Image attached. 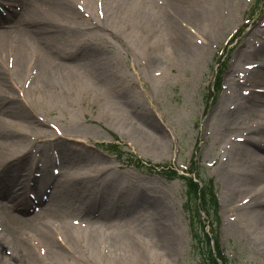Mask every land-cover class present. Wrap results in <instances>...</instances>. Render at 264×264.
<instances>
[{
  "label": "rangeland",
  "instance_id": "1",
  "mask_svg": "<svg viewBox=\"0 0 264 264\" xmlns=\"http://www.w3.org/2000/svg\"><path fill=\"white\" fill-rule=\"evenodd\" d=\"M126 1L127 7L118 4L117 8L110 7V14L105 11L98 14L95 8L88 10L76 4L79 0H52L55 8L69 5L80 13L83 21L74 46L53 43L57 29L67 33L73 27L65 19L56 23L55 30L47 29L46 22L42 23L41 34L34 35L51 47L50 68L65 71L63 79L51 78L43 85L32 83L31 68L21 77L9 66L13 59L8 54L0 61V76L8 79L9 86L13 87L8 94L0 92L1 151L5 149L3 153L11 165L19 152L20 155L27 150L33 160V171L41 166L47 176L51 175L53 166L52 151L60 155L61 166L81 163L84 168L96 167L94 171H83L86 175L83 179H71L63 195L52 190L56 199L66 200L58 204L64 218L59 220L61 224L66 226L64 222L70 218L86 216L92 223L107 225L93 228L106 229L112 236L106 247L102 246L106 244L103 241L92 254L86 242L76 243L77 247L68 241L62 225H49L50 232L56 234L54 241L59 250L70 257L68 264L72 261L80 264L205 263L192 250L196 243V252L200 251L203 243L191 237L185 183L180 177L170 179L159 173L161 166L166 165V170L182 175L191 162L195 163L193 172L198 177L213 182L218 199L215 217L219 224L214 239L229 259L228 264H264V228L256 226L257 213L243 215L229 199L231 194L241 200L251 193L246 191L243 180H238L252 173L250 163L241 162V171L234 178L231 174L236 172L238 164L235 151L232 146L224 151L230 147L231 138H246L244 123L254 126L264 123L261 119L264 112L253 118L254 112L240 113L246 110L242 107L244 103L225 98L232 94L230 85L235 83L237 94L251 101L252 94L245 96L248 91L245 89L251 83L235 82L231 67L238 62L236 56L246 44L251 55L254 42L262 43L261 32L257 38L252 34L255 29L260 30L256 18L264 12V0H222L218 14L214 12L200 26L190 25L184 12L182 17L187 22L181 20L189 24L187 27L193 33L178 20L176 24L192 37L193 50L176 55L166 47L162 27L156 21L141 20V11L144 14L148 11L150 1L163 7L164 0ZM25 4V0H17L13 8ZM13 20L4 26L10 27ZM222 56L225 74L221 88L216 91L213 81ZM243 61L248 64L257 60ZM242 66L239 63L236 72H242ZM260 79H254V89L264 93ZM30 81L32 87L28 84ZM222 99L230 112L227 120L222 119L225 107H217ZM13 100L19 103L21 113L16 112V116L9 112ZM239 107L242 108L238 110ZM218 130L229 133L225 141L214 138ZM15 137L28 142L18 152L9 147ZM263 138L262 132L260 139ZM111 144L120 148L123 157L117 158L106 149ZM221 164L227 165L224 171L220 170ZM156 166L159 167L151 168ZM24 174L26 181L27 172ZM11 175L20 176L22 171L14 170ZM2 181L6 183L0 174ZM5 200L0 197V204L12 209ZM3 211L0 210V218ZM6 225L7 222L0 220V237L4 240L0 245V264H17L6 238ZM41 228L43 225L36 226L32 232L36 262L26 261V264H56L46 257L49 246L40 241L37 230ZM29 231L32 230L23 228L20 234L23 236ZM163 232L167 234L166 239ZM136 250L141 254L134 256Z\"/></svg>",
  "mask_w": 264,
  "mask_h": 264
},
{
  "label": "bare ground",
  "instance_id": "2",
  "mask_svg": "<svg viewBox=\"0 0 264 264\" xmlns=\"http://www.w3.org/2000/svg\"><path fill=\"white\" fill-rule=\"evenodd\" d=\"M2 1L10 5L7 8L6 16L0 14V24L9 23L8 21L12 19L14 20L12 21V24L9 25L10 27H1V30L3 31L0 35V61L8 54L13 59L9 66L15 69L21 77H23L31 68L30 76L33 78L32 83L38 82L40 85H43L51 78L63 79L65 77V71L58 72L50 68L49 56H52L51 47L46 46L42 40L36 38L34 35L38 33L41 34L43 29V27H41L42 23L46 22L45 27L47 29L55 30L56 23L65 19L73 27L67 33L57 29L53 43L56 45L70 43L74 46L75 42L80 37L78 32L83 23L80 19V13L71 9V7L66 4L62 8H55L52 4V0H25L26 4L21 7L20 12H16L14 8H12L11 3L17 0ZM220 3H222V0H164V4H162L163 7H158L150 1L148 11L145 14L141 11L143 14L141 20L142 22L156 21V24L162 27L164 36L167 38L165 45L173 55L178 53L189 54L193 50L191 45L192 37L183 28H180V26L176 24L177 20L182 27H186L189 24L200 26L207 23L214 12L218 14ZM76 4L86 7L88 10H93V8H95V11L98 14H104V11L106 14H110V7L115 6L117 8L118 4L126 7L129 6V3L126 0H79ZM231 7L233 9L234 7L236 8V6L232 5ZM78 8L83 12L79 6ZM184 12H186V14H184ZM113 14H116V12ZM183 14L188 20L190 19V23L188 22L189 24L183 19ZM181 19L186 22H183ZM215 20L216 19L212 22L214 23ZM30 28L32 29L30 30ZM255 31L256 32L252 34V37L257 38L260 30L255 29ZM262 36H264V29L261 31L262 43H260V41L254 42V46H251V55L249 53L250 47L248 44L238 52L236 56L238 62L231 67V70L234 73L233 77L246 81L250 80L252 84L255 83L254 79L256 77H261L260 81H263L262 83H264V45H262L264 44V40L262 39ZM36 50L41 54V58L39 57L38 52L36 53ZM243 59H255L257 61L247 64ZM239 63L243 66L257 65L258 69L251 70L248 77L245 79L241 73L234 72L238 69ZM34 70L36 71L34 72ZM1 71L2 68L0 63V75H2ZM32 83L30 81L28 83L29 86L32 87ZM9 85L10 83L8 79L6 80L0 76V92H3V94L12 92L13 87L11 88ZM237 90L238 86L235 83H232L230 85V91L232 94L225 98L231 101H244L245 105L242 107H246V110H242L240 113L249 111V113L254 112L251 115L253 118L260 117L264 112V93L253 94L251 96V101H247L248 99H244L237 94ZM11 104L12 107H10L9 111L10 115L16 116V112L21 114L18 109L19 103L13 100ZM217 107H225L222 119L227 120L230 112L229 110H226L225 99H222ZM242 107H239L238 110ZM244 126H247V128L244 129L247 133L244 141L245 143L235 144V137L231 138L228 142V146H232L235 151L234 157L238 162V164L235 165L236 172L231 174V176H235L234 178H236L241 171L240 168L242 167V163L245 161L249 162L252 173H250V175L247 174L239 177L238 180H243L246 191L251 190L248 191L251 193L241 200L237 199L236 195L233 196L231 194L229 199L232 204H236L237 212H240L243 215L257 213L254 220L256 226L261 229L264 228V211L262 210L264 209V147H262L264 146V138L260 139V135L262 133L261 129H264V123L262 125L257 124V126H254L251 123L248 125L244 123L243 127ZM238 131H235V133ZM228 134L229 133L223 130H218L214 132V138L217 136L218 139L225 141ZM22 144L24 146V144H28V142L23 141V138L21 137H15V139L9 143V147L18 152L22 148ZM248 144H251L250 149L247 148ZM3 151L0 149V174H2L6 183L3 181L0 182V197L6 199V203L11 205L12 209L0 204V210H4L0 220L8 223V225L5 226L6 238L9 240L8 244L12 246L17 264H26V261L36 262L33 255L35 243L32 240V232L34 233V227L39 225H43V228H41L40 231L37 230L41 239L40 241L42 242V240H44L49 246L46 257L50 258V260L56 261V264H68L67 261L70 257L61 249L59 250L57 243L54 241L56 234L50 232L49 225L53 226L56 225V223L59 226L62 225L66 230L68 241L74 245L76 243H79L80 245L86 242L88 250H91L92 254L99 250L100 244L103 241H105L106 244L102 246L106 247L107 243L111 241L112 236H109L111 233L106 231V229L99 227L94 229L93 227H108L107 225L92 223L88 217L79 215L70 218L69 222H64L68 224L66 226L60 223L59 220H64V218L61 216L59 205L66 202V200L61 199L59 201L56 199L57 196H52L53 192L49 194L46 204H41L42 206L38 205L37 212H33V214H30L32 216H28L30 201L26 198V192L30 191L23 178L26 177L24 173L27 168L32 169L33 160L26 150L20 155L19 152L16 156L17 159L10 165L8 164L10 162L7 161L6 155ZM57 156L61 162L60 155L57 154ZM226 168L227 165H220V170L224 171ZM95 169L96 167L93 166L84 168L81 163L60 166L59 175L54 179L56 180V185L53 186L55 193L57 195H63L61 193L65 190L71 179H83L86 177V175L83 174V171L89 172L94 171ZM14 170L22 171V175L16 177L11 175ZM33 181L34 184L39 182L41 186L48 182L46 177L41 175L39 180ZM36 200L38 199L31 200V202H35ZM35 205L37 204L35 203ZM23 228L32 231H29L28 234L23 233L22 236L20 230ZM163 235L165 237L163 239H166L167 234L163 232ZM59 238H57L58 242L60 240ZM3 243L4 240L0 237V245ZM140 254L139 250H136L135 253H133L134 256ZM103 257L106 260L109 259L108 255H103ZM32 258H34V260H32ZM70 264L80 263L72 261Z\"/></svg>",
  "mask_w": 264,
  "mask_h": 264
},
{
  "label": "trees",
  "instance_id": "3",
  "mask_svg": "<svg viewBox=\"0 0 264 264\" xmlns=\"http://www.w3.org/2000/svg\"><path fill=\"white\" fill-rule=\"evenodd\" d=\"M187 189L190 192V201L191 204H193L194 206L195 201L197 199L200 200V204H206L209 208H215L216 204H215V200L213 199L212 196V192L211 189L209 187V191L207 190L208 187L204 186L200 191H199V187L197 184L193 183L191 180L187 181ZM196 209V206H195ZM192 223H193V234H194V238L200 239L202 240V248L200 251L197 252V254L199 255L200 259L205 262L206 264H217V260L220 261L221 264H227V260L222 256L221 252L218 250L217 246L215 248L217 257L214 258L212 252H211V247H210V239L209 236L207 234L204 233V230L202 229V222L201 219L199 217V213L197 212V209L192 213ZM195 241V242H197ZM209 262V263H208ZM203 263V264H205Z\"/></svg>",
  "mask_w": 264,
  "mask_h": 264
}]
</instances>
